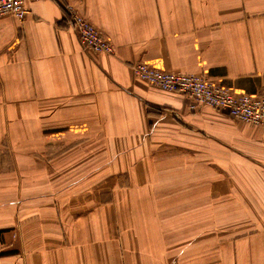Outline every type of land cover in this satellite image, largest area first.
<instances>
[{
  "label": "crops",
  "instance_id": "obj_1",
  "mask_svg": "<svg viewBox=\"0 0 264 264\" xmlns=\"http://www.w3.org/2000/svg\"><path fill=\"white\" fill-rule=\"evenodd\" d=\"M113 54L80 44L66 8ZM0 18V264H264V124L134 77L264 96V0H41Z\"/></svg>",
  "mask_w": 264,
  "mask_h": 264
},
{
  "label": "built area",
  "instance_id": "obj_2",
  "mask_svg": "<svg viewBox=\"0 0 264 264\" xmlns=\"http://www.w3.org/2000/svg\"><path fill=\"white\" fill-rule=\"evenodd\" d=\"M37 1L41 0H0V18L12 16L23 21L29 14L27 3ZM66 14L84 49L95 54L115 52L113 44L86 17L70 7L66 8ZM132 71L135 78L151 87L192 100L191 109L204 105L244 123L264 124V96L236 95L204 75L166 72L143 62L135 64Z\"/></svg>",
  "mask_w": 264,
  "mask_h": 264
}]
</instances>
